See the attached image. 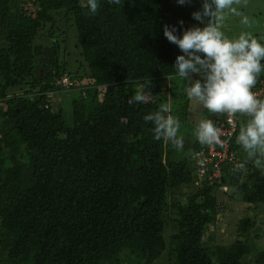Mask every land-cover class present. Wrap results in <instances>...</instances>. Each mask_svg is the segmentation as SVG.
I'll use <instances>...</instances> for the list:
<instances>
[{"label": "trees", "instance_id": "1", "mask_svg": "<svg viewBox=\"0 0 264 264\" xmlns=\"http://www.w3.org/2000/svg\"><path fill=\"white\" fill-rule=\"evenodd\" d=\"M201 7L99 0L92 14L87 0H0V264H152L166 251L162 264H264L249 216L233 243L214 241L223 195L264 211V158L236 139L249 117L238 112L235 162L200 184L195 158L172 161L143 120L165 104L172 115V95L190 101L163 28L203 25Z\"/></svg>", "mask_w": 264, "mask_h": 264}, {"label": "clouds", "instance_id": "2", "mask_svg": "<svg viewBox=\"0 0 264 264\" xmlns=\"http://www.w3.org/2000/svg\"><path fill=\"white\" fill-rule=\"evenodd\" d=\"M120 2L108 0L114 5ZM186 2L188 0H177L181 5ZM232 2L201 0L202 7L193 11L192 17L200 21L202 27L198 24L182 28L177 34L175 25H165L163 34L181 50L173 66L184 82L185 95L209 112H239L249 117L239 130L237 143L248 157L264 158V99L253 92L258 78L264 74V42L249 33L228 37L221 31L219 21L223 19L222 13ZM87 7L95 14L99 0H87ZM244 22L247 23V19ZM179 24L183 26V21ZM144 101L142 92L128 99L129 104ZM168 113V106L161 105L157 111L144 115L143 120L152 123L153 139H166L177 150L182 149L183 138L177 135L180 122ZM196 136L201 144L221 143L219 130L210 119L199 121ZM256 163L259 165L261 159ZM236 167L243 169L245 165L239 163Z\"/></svg>", "mask_w": 264, "mask_h": 264}, {"label": "rangeland", "instance_id": "3", "mask_svg": "<svg viewBox=\"0 0 264 264\" xmlns=\"http://www.w3.org/2000/svg\"><path fill=\"white\" fill-rule=\"evenodd\" d=\"M222 15L223 19L219 21L220 29L228 37H237L241 33H249L254 37L256 34H264V0H233L230 7L226 8ZM245 19H247V23L244 22ZM171 98L173 101H179L174 104L172 116L180 122L177 135L183 138V148L177 150L172 144L166 143L165 152L166 154L170 152V159L177 161L193 156L195 153L194 143L198 140L196 136L197 125L201 119H208L212 116V112L195 101L182 100L178 95H172ZM57 99L61 98L57 97ZM227 191L229 192L230 188ZM223 197L225 209L213 227L215 243L223 245L233 243L238 237V224L241 218L249 216L257 221L251 238L252 249L258 251L264 248L263 208L254 204L232 201L228 194L223 195ZM211 241L212 236L211 238L206 236L204 242L210 244ZM170 259L166 251L152 264H162L170 261Z\"/></svg>", "mask_w": 264, "mask_h": 264}, {"label": "built area", "instance_id": "4", "mask_svg": "<svg viewBox=\"0 0 264 264\" xmlns=\"http://www.w3.org/2000/svg\"><path fill=\"white\" fill-rule=\"evenodd\" d=\"M61 82L63 85L71 84L70 80L67 77L62 78ZM264 91V87H256L253 89L254 94L258 97ZM225 117L222 121L218 123L217 129L220 134V144L212 145H201L193 157L196 160L198 165V177L199 180H196V184H200V179L203 176H207L208 168H211L213 172L211 177L219 178L222 175V165L226 162H235L236 160V151L231 147V141L233 140L239 126L238 122V112L235 114L225 113ZM227 190V186L223 187Z\"/></svg>", "mask_w": 264, "mask_h": 264}, {"label": "crops", "instance_id": "5", "mask_svg": "<svg viewBox=\"0 0 264 264\" xmlns=\"http://www.w3.org/2000/svg\"><path fill=\"white\" fill-rule=\"evenodd\" d=\"M201 27H202V25H201ZM180 82H182V81H180ZM180 82H178V81H175V83H178V84H181ZM175 83L173 84V88H174V90H177L174 86H175ZM216 117H218V113H213L212 112V116H210L208 119H210V120H212V121H214L215 119H217ZM204 119H206V118H204ZM199 141V140H198ZM194 148H195V151H196V147L194 146ZM193 155H194V153H193Z\"/></svg>", "mask_w": 264, "mask_h": 264}]
</instances>
